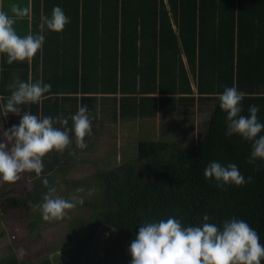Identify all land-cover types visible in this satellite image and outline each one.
Returning <instances> with one entry per match:
<instances>
[{"label": "trees", "instance_id": "16d2710c", "mask_svg": "<svg viewBox=\"0 0 264 264\" xmlns=\"http://www.w3.org/2000/svg\"><path fill=\"white\" fill-rule=\"evenodd\" d=\"M74 1L73 9L68 3L60 6L70 23L62 32L54 31L53 37L46 39L52 38L53 46L57 45L59 36L67 35L72 28L73 42L78 44L80 40L76 35L82 30L86 41L83 45L85 71L80 78V56L75 48L71 57L76 62H73L76 80L64 78L53 82L46 76L43 83H50L51 91L82 92L81 106L91 111L92 104L95 106L94 102L100 100L95 94H116L102 99L104 110L113 103L106 111L111 108L114 118L120 115L152 119L159 112L184 115L190 112V107L196 106V94L201 100L215 97V103L208 129L198 142L188 144L183 142L182 134L162 130L159 132L164 137L159 138L154 132L151 139L139 140L136 157L118 168L97 172V180L103 188L102 201L93 199L84 201L83 205L92 204L100 210L95 212L91 222L83 223L85 229L78 238L75 253L70 261L62 264H77L86 253L87 244L105 224L120 232L130 246L140 223L169 217H176L185 226L201 224L205 215L210 217L209 223L219 226L233 217L243 219L264 242V160L249 163L252 144L238 135L225 134L226 113L219 107V94L225 87L235 86L247 93L242 101V114L249 115L250 105H259L258 115L264 121V0ZM49 48L45 43L46 53L52 55ZM0 67L1 117L2 104L11 96L9 85L29 82L30 65L21 61L9 65L6 56H0ZM16 69L23 72L18 80L12 77ZM62 99L67 98H52L58 102ZM78 99V96L74 99L77 106L72 115L59 116L68 119L69 129L73 123L71 117L81 107ZM38 104L21 107L41 118ZM90 115L94 117V113ZM19 119L9 113L5 123L11 127L18 124ZM70 137L76 147L74 131L70 132ZM42 159L44 169L40 175L35 172L21 175V181L35 178L33 191L25 195L11 194L8 188L19 180L5 183L0 190V222L2 213L9 210L18 211L25 219L33 216L40 219L39 206L49 191L43 179L47 177L49 185L54 187L48 176L58 170L63 174L67 172L77 161L76 150L71 144L65 151L53 150ZM211 161L237 164L246 179L252 178L251 182L239 187L218 188L214 180L204 177V169ZM77 184L79 187V182ZM110 202L115 206H110ZM37 223L34 219L31 226ZM3 236L0 232V239ZM129 258L121 256L116 264H131ZM0 264L55 262L50 257L20 262L16 256H11L1 259Z\"/></svg>", "mask_w": 264, "mask_h": 264}, {"label": "clouds", "instance_id": "9594fccd", "mask_svg": "<svg viewBox=\"0 0 264 264\" xmlns=\"http://www.w3.org/2000/svg\"><path fill=\"white\" fill-rule=\"evenodd\" d=\"M11 13L0 10V56H6L11 65L15 61H31L38 52L42 55L45 27L49 31L62 32L70 23V18L60 6H55L51 17L45 16L40 24L41 33L20 36L14 25L16 20L30 18L29 8L13 6ZM11 96L3 108L4 116L13 113L20 117L18 124L0 134V181L14 183L25 172L40 175L44 169L43 157L49 152L65 151L72 143L70 132L74 131L76 145L87 147L85 137L93 134L92 117L87 106H81L72 119L69 129L68 119L59 117L40 118L22 110V105L39 103L51 92L50 83L18 82L9 85ZM247 93L237 87H225L219 94V107L226 113V135H238L252 144L249 163L264 160V121L260 120L259 105L248 107L249 115H243V103ZM22 114V115H21ZM63 127L58 128L55 125ZM206 180H214L218 188L226 185L237 187L251 182L240 172L235 163L222 165L211 161L204 169ZM49 191L39 210L43 219L59 220L69 214V210L83 205L80 195L71 198L56 196V189L49 185L47 177L42 181ZM83 188L76 189L82 193ZM91 195V193H89ZM205 215L199 225L185 226L176 217L158 222H142L129 252L131 264H264V242L258 232L245 220L231 218L222 226L209 223Z\"/></svg>", "mask_w": 264, "mask_h": 264}, {"label": "rangeland", "instance_id": "374dc122", "mask_svg": "<svg viewBox=\"0 0 264 264\" xmlns=\"http://www.w3.org/2000/svg\"><path fill=\"white\" fill-rule=\"evenodd\" d=\"M196 98V106L190 107V111L193 110L191 113L180 116L163 115L165 121H162L160 114L156 118L140 120L118 116L117 122H114L111 108L109 112L102 113V121L113 124L101 128V137L95 145L86 149L87 151H79L80 148L75 147L74 142L71 143L76 150V163L64 174L59 170L48 176L49 180L54 182L55 195L66 199L72 195H80L84 201L97 199V202H101L103 188L97 180V172L118 168L136 157L139 140L151 139L155 136L154 132H157L156 136H160L159 138L164 137V134L159 132L162 130L182 134L185 138L183 142L188 144L198 142L208 129L215 97L201 100L197 95ZM7 128L0 124V134ZM166 136L170 138L171 135ZM88 142H85L87 147ZM4 185L5 182L0 181V190L4 189ZM34 187L35 178L24 181L20 179L19 183L10 186L8 191L13 195H25L33 191ZM80 187L85 191L76 193V189ZM109 205L115 206L113 202ZM99 210L92 204L77 205L69 210V214L63 219L49 221L43 219L40 210V219L36 216L25 219L18 211L3 212L0 232H3L4 236L0 239V260L16 256L20 262H34L45 257L52 258L55 264L70 261L75 253L78 238L85 229L83 223L91 222L95 212ZM34 219L38 221L35 227L31 226ZM129 247L120 232L105 224L98 230L96 238L87 244L86 253L78 259L77 264H116V260L121 256L130 257L132 260ZM107 252L110 255H107Z\"/></svg>", "mask_w": 264, "mask_h": 264}, {"label": "crops", "instance_id": "0c3cea01", "mask_svg": "<svg viewBox=\"0 0 264 264\" xmlns=\"http://www.w3.org/2000/svg\"><path fill=\"white\" fill-rule=\"evenodd\" d=\"M73 2L75 1L74 0H0V10L8 12L9 15H13L11 13V8L13 6L30 9V18L29 17H25L23 19L18 18L16 20V24L14 25L16 32L20 36L23 37L28 34L35 35V34L41 33L40 24L42 23L43 18L45 16L51 17L52 11L55 6H63L65 3H68V5L71 6V8L73 9V6H74V4H72ZM80 5L82 6V2L80 3ZM80 14H81L80 20L82 23V19H83L82 12H80ZM53 33L54 31H49L47 30V28H45L42 33L45 35L44 45L45 43H47L48 46H50L49 49H50V52H52V55H49L48 53H46L44 49V45H43L42 55L38 52V54L31 61H28V60L23 61L24 63L28 62L30 65L28 79L31 82H37V81L43 82L46 76H48L49 80H52L53 82H60V80L64 78L66 79L68 78L70 80H73V79L76 80V75L73 71L75 69L73 67L74 65L73 62L75 61L71 57L73 50L75 48L78 49L79 56H80L79 57L80 78L82 77L83 71H85L83 67V54L85 52V50H83L84 48L83 45H85L86 41L83 37V31L80 30L79 34L76 35L79 37V40H80L78 44L77 42L76 43L73 42L74 32L72 28H70V32H66V34L68 33L67 35L62 34L59 36V39L57 41L59 43L57 44L56 42L57 45H54V46H53V43L51 42L52 38L50 39V41L49 39H46L47 36H50V35H52L53 37ZM69 34H71L70 36L72 37H69ZM56 37L58 36L56 35ZM36 61H37L36 63L37 66L34 68L33 64ZM0 70H1V67H0ZM20 76H23L22 71L16 69L12 72L13 78L15 79L17 78L18 80ZM89 95H92V94L90 93ZM54 96H57V98L61 97V98H67V99H62L61 101L58 102L57 100L56 101L52 100ZM76 96L79 97L78 99L79 105L80 106L83 105L82 97L84 96V94L82 92L75 93V91L68 90L64 92L60 91L59 93H57V92L51 91L50 93L46 94L45 97L42 98L39 104L37 105V108L39 109V115L41 116V118L47 117V116H52L54 118L55 116L63 117V113H68L69 116L70 114L72 115L75 112V108L77 106L76 101L74 100ZM95 96H98L100 100L94 102L95 106L92 104L93 111H91L90 108L87 107L89 110V113H94L93 115L94 119L92 120L93 134L85 137V142L89 141L88 142L89 146L84 149L80 148L79 151H87L86 149H89L90 147H92L93 144L95 145L97 140L101 137V134H102L101 128H104V127L106 128V126H111L113 124L112 122L107 124L101 119V114L105 113L107 108L114 106L113 103L111 102L112 103L111 105H106V110L102 109V102H103L102 99L105 97H114L116 96V94L98 93V94H95ZM117 96L120 97L121 94L119 93L117 94ZM157 96H160V95L157 94ZM5 105L6 103L4 102L2 104V108H4ZM30 110H31V107H30ZM192 111H190V113ZM160 114L162 113L159 112L154 118H156ZM163 115L164 114L161 115V118H162V121H165L166 118L162 117ZM0 119H2L0 121V124H4V126L10 128L8 123H5L7 122V116H4V112L1 115ZM117 119L118 118L113 117L114 122H117ZM125 119H131V118H125ZM137 120H140V119H137Z\"/></svg>", "mask_w": 264, "mask_h": 264}]
</instances>
